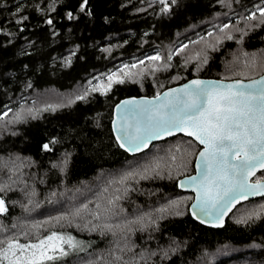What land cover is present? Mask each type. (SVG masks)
I'll list each match as a JSON object with an SVG mask.
<instances>
[{"label":"trees","instance_id":"obj_1","mask_svg":"<svg viewBox=\"0 0 264 264\" xmlns=\"http://www.w3.org/2000/svg\"><path fill=\"white\" fill-rule=\"evenodd\" d=\"M261 8L264 0H0V247L56 232L86 245L47 264H264V211L249 218L264 198L237 207L223 229L206 228L189 214L193 195L177 188L194 173L197 143L179 136L129 156L111 130L123 99L264 75ZM113 73L125 82L92 90Z\"/></svg>","mask_w":264,"mask_h":264},{"label":"snow or ice","instance_id":"obj_2","mask_svg":"<svg viewBox=\"0 0 264 264\" xmlns=\"http://www.w3.org/2000/svg\"><path fill=\"white\" fill-rule=\"evenodd\" d=\"M87 3L88 0H83V5ZM259 12L264 17V8ZM68 15L71 18V13ZM255 17L253 13L248 19ZM149 59L156 61L161 57ZM128 67L124 66L125 69ZM123 75L130 77L132 73L123 71ZM107 81L106 87L95 86L92 90L106 95L113 83L125 82L120 73L109 75ZM77 99L83 100L85 96ZM122 104L124 115L115 130L120 147L126 151H141L153 139L171 136L175 132L194 137L203 146L197 156V175L188 181L196 191L193 216H212L214 220L222 221L223 215L240 200L264 196V180L250 182L249 179L257 170H264V77L249 83L237 80L230 84L193 80L181 88L170 90L163 98L158 95L154 101L128 100ZM117 111H121L119 105ZM29 113H32L31 109ZM129 116L134 119L130 120ZM16 119H22V114L17 113ZM43 147L49 148L48 144ZM184 186L185 182L181 181L180 187ZM6 211L5 201L0 199V213ZM260 211H264V205L259 211L250 213L249 218H259ZM215 226L220 227L222 223ZM65 243L72 248L78 247L73 238L65 240L56 232L35 242L20 243L17 238L8 239L6 246L0 247V264H47L68 255L63 247ZM0 244H5V241H0Z\"/></svg>","mask_w":264,"mask_h":264},{"label":"water","instance_id":"obj_3","mask_svg":"<svg viewBox=\"0 0 264 264\" xmlns=\"http://www.w3.org/2000/svg\"><path fill=\"white\" fill-rule=\"evenodd\" d=\"M261 77H264V75L260 76V77H257L255 78L256 80L260 79ZM193 80H202V81H206V82H217V81H222L223 83L225 84H230V83H234L235 81L237 80H233V81H224V80H216V79H201V78H196V79H192L182 85H179V86H176V87H173V88H170V89H167L165 90L164 92H162L161 94H159V96L161 98H163L164 94L169 92L170 90L172 89H177V88H181L183 87L184 85L186 84H189L191 81ZM253 80V79H251ZM251 80H243L244 83H249ZM158 96V95H157ZM129 97V98H126V99H123L121 100L113 109V118H112V121H111V130H112V133H113V136H114V139L115 141L117 142L118 146L120 147V142L117 140V131L115 130V127L116 126H119L121 121H120V118L124 115V112H123V109H124V105L122 104L123 101H128V100H136V101H141V100H149V101H154L155 98L157 97ZM120 106V109L121 111H117V106ZM129 119H134L133 116H129ZM179 136H183V137H186V138H189L191 140H193L194 142L197 143V145L200 147V151L203 149V146L199 144L198 141H196L194 139V137H190L188 135H186L185 133L183 132H175L173 135L171 136H163L162 138H159V139H153L147 147L143 148L141 151H137V152H132V151H126L124 148H121L122 151H124L126 154H128L129 156H137V155H140L146 151H148L154 144H157V143H161V142H164V141H167V140H170V139H173V138H176V137H179ZM199 153V152H198ZM198 156V154H197ZM197 156H196V160H195V164H194V173L189 175V176H186V177H183L181 178L178 182H177V188L180 192H183V193H189V194H192L194 199H193V202L191 203L190 207H189V214L191 216V218L196 221L198 224L206 227V228H209V229H223L225 226H226V223H227V220L229 219V217L231 216V214L237 209V207H239L240 205L242 204H246L248 202H251V201H255V200H258V199H262L264 198V196H261V195H256V196H250L248 197V199L246 200H240L239 203H236L225 215H223V219L222 221H216L212 218V216H201L200 218H197L196 216H193V209H192V205L196 202V191L194 190V188L188 183L189 181V178L190 177H193V176H196L197 175V167H196V162H197ZM261 172H264V170H257L256 171V174L255 176H251L249 179H250V182H254V178ZM181 181H184L185 182V186L184 187H180V182ZM201 219L204 220V222L202 223L201 222ZM222 223V226L220 227H217L215 226L216 223Z\"/></svg>","mask_w":264,"mask_h":264},{"label":"rangeland","instance_id":"obj_4","mask_svg":"<svg viewBox=\"0 0 264 264\" xmlns=\"http://www.w3.org/2000/svg\"><path fill=\"white\" fill-rule=\"evenodd\" d=\"M64 238H65V240H67L68 239V236H63ZM73 241L78 245V247H76V248H72V247H70L67 243H65L64 245H63V247L65 248V250L68 252V253H70V252H72V251H78L79 249H81V248H83L84 249V247H85V245H86V243L85 242H83V243H85V244H79V242L75 239H73ZM58 255V254H57ZM5 264H7V262H5Z\"/></svg>","mask_w":264,"mask_h":264}]
</instances>
